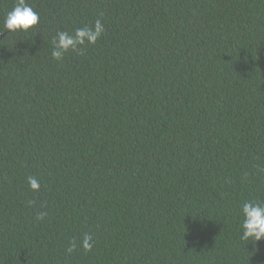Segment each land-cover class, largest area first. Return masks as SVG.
I'll use <instances>...</instances> for the list:
<instances>
[{
    "label": "trees",
    "instance_id": "trees-1",
    "mask_svg": "<svg viewBox=\"0 0 264 264\" xmlns=\"http://www.w3.org/2000/svg\"><path fill=\"white\" fill-rule=\"evenodd\" d=\"M26 3L10 33L0 0V264H264V0Z\"/></svg>",
    "mask_w": 264,
    "mask_h": 264
},
{
    "label": "clouds",
    "instance_id": "clouds-1",
    "mask_svg": "<svg viewBox=\"0 0 264 264\" xmlns=\"http://www.w3.org/2000/svg\"><path fill=\"white\" fill-rule=\"evenodd\" d=\"M39 22V14L26 3V0H16V4L9 11L4 19V28L10 30V33L23 31L27 32L33 29ZM104 31L103 24L98 19L94 28H78L74 35L67 32H58L53 38L52 57L57 61H62L64 54L68 51L79 52L80 47L87 44H95ZM32 190H38L40 185L35 177L28 178ZM243 214L242 239L253 240L254 242L264 239V202L246 201L242 204ZM47 213L41 212L37 219L43 220ZM80 246L85 251H91L93 248V236L85 233L80 242ZM77 248L75 242H72L67 249L72 252Z\"/></svg>",
    "mask_w": 264,
    "mask_h": 264
}]
</instances>
